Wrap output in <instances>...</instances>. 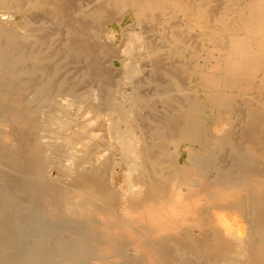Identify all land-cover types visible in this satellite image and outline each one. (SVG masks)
Listing matches in <instances>:
<instances>
[{"label":"bare ground","instance_id":"1","mask_svg":"<svg viewBox=\"0 0 264 264\" xmlns=\"http://www.w3.org/2000/svg\"><path fill=\"white\" fill-rule=\"evenodd\" d=\"M0 264H264V0H0Z\"/></svg>","mask_w":264,"mask_h":264},{"label":"rangeland","instance_id":"2","mask_svg":"<svg viewBox=\"0 0 264 264\" xmlns=\"http://www.w3.org/2000/svg\"><path fill=\"white\" fill-rule=\"evenodd\" d=\"M94 89V88H93ZM95 90V89H94ZM98 93V92H97ZM118 168H120V166H118L117 167V169L116 170H118ZM51 172H53V173H55V169L53 168L52 170H51ZM116 176L115 175H113V177L111 178V180H110V182H111V184H115V182H116ZM129 253H131V255L133 254L132 252H129ZM129 253H128V255H129ZM131 255H129V256H131ZM132 258H135V257H133V256H131Z\"/></svg>","mask_w":264,"mask_h":264}]
</instances>
